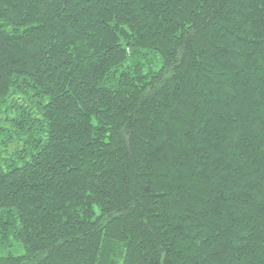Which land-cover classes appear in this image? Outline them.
I'll use <instances>...</instances> for the list:
<instances>
[{
	"label": "trees",
	"instance_id": "trees-1",
	"mask_svg": "<svg viewBox=\"0 0 264 264\" xmlns=\"http://www.w3.org/2000/svg\"><path fill=\"white\" fill-rule=\"evenodd\" d=\"M0 137V264H264V0H0Z\"/></svg>",
	"mask_w": 264,
	"mask_h": 264
},
{
	"label": "rangeland",
	"instance_id": "rangeland-1",
	"mask_svg": "<svg viewBox=\"0 0 264 264\" xmlns=\"http://www.w3.org/2000/svg\"><path fill=\"white\" fill-rule=\"evenodd\" d=\"M15 103H11V104H22L25 103L24 101H26V98H19V97H15ZM26 106H31L30 103H25ZM11 112H13L15 114V110H11ZM11 113L8 117L14 118L15 115ZM6 115H1V125L4 129H6L7 131H12V127L11 124L9 122L6 121ZM2 138V139H1ZM4 137H0V143H2ZM17 140L14 139L13 143H15ZM16 146L15 145H10L8 148H3L2 146H0V156H2V158L8 159V158H13L15 155V150H16ZM23 256L25 255V250L24 248L16 241H10L7 242L5 245L0 243V258L3 257H7V256Z\"/></svg>",
	"mask_w": 264,
	"mask_h": 264
}]
</instances>
